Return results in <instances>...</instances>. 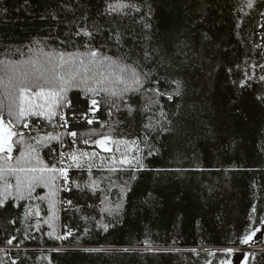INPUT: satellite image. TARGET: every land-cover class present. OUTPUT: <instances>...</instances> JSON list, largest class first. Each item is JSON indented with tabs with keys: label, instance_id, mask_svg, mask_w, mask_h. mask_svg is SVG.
<instances>
[{
	"label": "trees",
	"instance_id": "1",
	"mask_svg": "<svg viewBox=\"0 0 264 264\" xmlns=\"http://www.w3.org/2000/svg\"><path fill=\"white\" fill-rule=\"evenodd\" d=\"M118 4L125 7L109 11ZM246 4L0 0L5 119L9 76L29 61L44 63L47 54H83L91 43L149 73L143 88L121 93L117 85L116 96L70 87L51 121L30 116L24 128L13 119L22 135L13 137L10 163L32 145L46 164L64 161L68 179L57 180L54 208L43 186L31 199H8L0 207V264H264V249H248L264 246V0ZM78 29L92 31L91 40L76 35ZM185 42L187 56L179 51ZM156 78L159 85L152 83ZM173 79L182 83L180 95ZM154 87L164 94L145 91ZM105 136L137 140L142 151L128 157H142L144 168L113 164L125 148L110 142L112 151L101 149L95 141ZM232 247L244 248L226 251Z\"/></svg>",
	"mask_w": 264,
	"mask_h": 264
},
{
	"label": "snow or ice",
	"instance_id": "2",
	"mask_svg": "<svg viewBox=\"0 0 264 264\" xmlns=\"http://www.w3.org/2000/svg\"><path fill=\"white\" fill-rule=\"evenodd\" d=\"M246 6L253 8L254 0H247ZM123 7L125 5L122 4L109 5V11H115ZM145 27H151V25L145 24ZM81 34L88 37L89 41L93 37V32L86 29H78L76 35L79 36ZM117 43H119L118 40ZM85 47L88 51L83 54L73 55L72 53L60 51L47 54V59L42 64L39 61H29L30 66L26 69L19 70L18 74H15L14 69V74L9 76L7 83L4 85L9 103L7 105L8 119H5L4 115L0 114V153H4V165H0V182H2L0 183V207L4 206L8 199L14 201L31 199L35 189L43 186L49 189L48 202L54 208L55 201L52 198L56 197L58 191L61 190L57 187V180L58 178L64 179L65 181L68 179V168L57 167L55 164L51 166L46 164L39 158L37 149L32 145H28L26 151L21 152L20 158L16 160L15 164L10 163L13 160V137L22 135L14 131L15 125L13 119L18 123H22L24 128L29 127V124L25 120L30 116H42L51 121L56 115L55 110L60 106L62 94L66 93L73 86L80 87L82 85L84 90L88 92L95 94L106 92L110 96H116L117 92L115 88L117 85H123L121 93L128 92L129 90L138 91L149 80V73L138 71L136 68H129L127 65H122L119 61L104 55L100 49L93 48L91 43H87ZM186 48L191 51V45L187 42L183 43L179 48L180 53L185 56L188 55L185 52ZM161 59L163 60V57ZM109 69L112 71H109ZM117 69L118 72L116 71ZM229 72H231V69H229ZM247 75L245 73L246 77ZM260 80L264 81V76H261ZM246 82V80L242 81L241 87ZM152 83L159 85V78L154 79ZM172 83L176 86L175 94L180 95V89L182 87L181 81L179 79H173ZM145 91L155 92L157 95L164 94L158 87L147 88ZM168 98L172 99V96ZM37 100H43L44 103H37ZM92 104L96 105L97 101L93 99ZM161 115L163 116L164 113L161 112ZM88 122L91 123L92 121ZM169 123L171 122L169 121ZM146 127H150V125H146ZM68 134L73 137L77 135L76 132H70ZM55 138L58 139V137ZM48 139H54V137H48ZM87 142L85 141V143ZM110 142L116 145H123L125 148V152L121 154L119 160L115 157L113 158V164L127 165L129 170L132 171H139L144 168L142 157L135 155L131 158L128 157V153L130 152L142 151L139 148V142L137 140H113L111 136H105L95 141L105 151H112L108 147ZM37 143L44 142L38 140ZM116 150L119 151L120 149L117 148ZM34 153L35 155H33ZM92 155H95V153ZM148 155H153V152L149 151ZM63 156L64 154L61 153V157ZM71 159L78 161L75 153L71 155ZM133 161H135V164H133ZM75 166L80 168L81 164L77 162ZM13 178L14 183L12 182ZM36 198L41 201L45 199L44 196H37ZM68 203L70 204L71 201H68ZM252 211L255 212L256 209L253 208ZM25 215H28L27 211ZM256 231H259V229H256ZM49 235L52 234L49 233ZM67 235H71V232ZM56 238L61 239L62 237L58 236ZM251 238L252 236L250 234L244 237L243 242L248 243ZM15 239V237H12L7 243L12 244ZM226 251L232 252L233 250L229 248Z\"/></svg>",
	"mask_w": 264,
	"mask_h": 264
},
{
	"label": "rangeland",
	"instance_id": "3",
	"mask_svg": "<svg viewBox=\"0 0 264 264\" xmlns=\"http://www.w3.org/2000/svg\"><path fill=\"white\" fill-rule=\"evenodd\" d=\"M100 139H101V138H100ZM98 140H99V139H98ZM98 146H100V145H98ZM100 147H101V146H100ZM108 147L111 148V147H110V143L108 144ZM64 154H65L64 158H67V156L69 155L68 152H66V153H64ZM64 163H65L64 161L60 162L59 167H62V165H63ZM62 239H64V238H62ZM5 248L11 249L12 246L9 245V246H6ZM181 248H183V247H181ZM206 248H208V247H207V246L197 247V249H206ZM242 248H244V247H232V248H230V249H232L233 251H236V250H238V249H242ZM228 249H229V248H228ZM248 249H257V250H260V249H264V246H252V248H248ZM221 250L223 251V248H222Z\"/></svg>",
	"mask_w": 264,
	"mask_h": 264
},
{
	"label": "built area",
	"instance_id": "4",
	"mask_svg": "<svg viewBox=\"0 0 264 264\" xmlns=\"http://www.w3.org/2000/svg\"><path fill=\"white\" fill-rule=\"evenodd\" d=\"M102 148V147H101ZM60 149H62L63 150V154L64 153H66V152H68L66 149H65V147L64 146H61V148ZM103 149V148H102Z\"/></svg>",
	"mask_w": 264,
	"mask_h": 264
},
{
	"label": "bare ground",
	"instance_id": "5",
	"mask_svg": "<svg viewBox=\"0 0 264 264\" xmlns=\"http://www.w3.org/2000/svg\"><path fill=\"white\" fill-rule=\"evenodd\" d=\"M60 146H64L65 147V145L64 144H61ZM64 187V186H63ZM66 248V247H65Z\"/></svg>",
	"mask_w": 264,
	"mask_h": 264
}]
</instances>
